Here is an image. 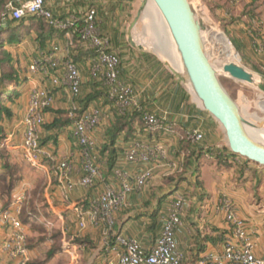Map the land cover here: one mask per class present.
Wrapping results in <instances>:
<instances>
[{
    "label": "crops",
    "instance_id": "crops-1",
    "mask_svg": "<svg viewBox=\"0 0 264 264\" xmlns=\"http://www.w3.org/2000/svg\"><path fill=\"white\" fill-rule=\"evenodd\" d=\"M201 1L226 24L245 66L264 77V55L258 48L264 36V0ZM99 2L100 0H46V6L56 19L67 22L79 19L86 9ZM30 23L31 19H28L23 27L14 24L8 28L5 23L0 28V39L7 36L6 39L16 37L19 40L1 45L0 59L10 55L11 63L8 65L11 68H17L16 64L23 60L27 61L26 85L30 89L19 98L29 96L35 87H51V78L32 74L30 65L41 53L48 51L52 45H57L61 49L60 56H70L79 67L83 80L82 93L77 100L80 109L98 107L103 112L102 122L92 134L98 142L93 156L101 171V178L95 187H77L66 196L64 186L67 181L59 175L55 164L68 161L71 165L69 180L73 182L79 181L84 171L81 148L73 137V99L64 85L54 89L55 104L45 113L44 124L48 123L51 127L42 128L41 143L44 149L53 154L55 161L44 160L42 166L36 168L48 174L49 186L54 182V193L48 197L47 204L60 224L61 241L55 251L51 250L50 245L55 241L52 238L54 235L51 231L47 233V258L50 257L52 263L63 261L66 264H107L117 259L113 252L117 235L137 239L146 251H150L160 236L168 207L181 195L186 196L187 207L182 216V225L177 230L176 240L178 250L184 257L183 264H203L208 254L223 252L224 243L232 237V232L226 223L224 212L218 210L222 199L230 200L235 212L246 221L257 244L256 256L264 258V167L230 153L221 126L194 102L185 79H173L171 76L160 79L159 74L152 87L146 89L144 84L139 83V75L136 73L132 83L136 85L135 91L142 107L158 117L167 115V124L164 129L153 134H146L143 124L139 123H135L130 135L127 131L122 132L117 144L119 153L113 168H110L108 155L102 153L101 146L105 142V130L116 120L119 111L109 99L108 89L104 84L100 85L91 77L90 52L84 46L78 48L74 39L70 46L68 31L62 30L50 35L46 46L41 48L38 32L29 28ZM101 25L106 26L102 21ZM3 42L0 40V43ZM226 43L232 44L228 40L223 45ZM4 64L3 61L2 66ZM196 128L201 129L205 135L201 143L187 138L188 132ZM44 138L47 139L45 142ZM134 139L142 140L152 147L162 146L165 157L155 161L154 179L128 197L126 207L115 216L112 231L107 232L105 224H93L90 203L97 200L105 186L119 188V183L113 178L114 169L128 173L132 181L137 177L140 167L125 160V152ZM216 152L218 155L214 157L213 153ZM195 169L198 170L205 194L203 200L199 197L195 184ZM82 221L85 223L83 229L80 228ZM7 235L8 230L0 229V237ZM29 257L31 260L34 258L31 248ZM0 264H8L6 255L0 256Z\"/></svg>",
    "mask_w": 264,
    "mask_h": 264
},
{
    "label": "built area",
    "instance_id": "built-area-1",
    "mask_svg": "<svg viewBox=\"0 0 264 264\" xmlns=\"http://www.w3.org/2000/svg\"><path fill=\"white\" fill-rule=\"evenodd\" d=\"M14 21H23L31 17L44 19L50 26L58 30L68 31V37L73 44L74 33L80 37L83 46L93 53L90 59V74L92 79L103 82L108 89L109 99L115 104L120 114L127 111H141L142 105L134 87L122 76L121 59L114 51L109 38L103 35L98 20V12L92 7L85 10L82 17L64 22L55 18L46 6V0H18L7 6V14ZM81 21L82 28H76V22ZM259 52L264 55V36L261 39ZM61 49L57 45L37 58L30 65V72L51 78V87H35L30 91L29 103L23 117L22 159L32 168L42 166L44 160L55 161L51 152L43 148L41 143L42 128L45 124V113L55 104L54 89L64 85L73 99L71 117L74 120L73 137L81 148L84 175L77 182L69 180L71 165L61 161L56 165L59 175L67 181L64 186L65 195L77 187L90 189L95 187L101 178V171L95 163L94 151L98 142L93 132L100 126L103 112L98 107L80 109L77 100L82 93L83 80L76 62L70 57H61ZM168 116L158 117L151 113L143 116L144 132L153 134L167 124ZM187 138L195 143H201L205 135L196 128L188 132ZM165 157L162 146L152 147L150 144L134 139L125 152V160L131 165L140 167V172L131 180L128 173L114 169L113 178L119 183V188L107 185L101 191L97 200L90 203L92 222L94 225L103 223L107 232H111L115 224V216L126 207L128 197L136 190L143 189L155 176V161ZM24 198L21 197L18 203ZM187 207L186 196H177L167 209L162 222L160 236L150 251L134 238L122 235L115 237L113 252L117 255L115 261L108 264H183L184 257L178 250L176 233L182 225V216ZM219 211L224 212L232 237L226 239L222 253L208 254L203 264H264V258L256 256L257 244L248 230L247 223L234 209L228 199L220 201ZM17 213L4 212L0 216L1 224L9 226L7 237H0V256L6 255L8 264H29V249L27 232ZM85 223H80L83 229Z\"/></svg>",
    "mask_w": 264,
    "mask_h": 264
},
{
    "label": "rangeland",
    "instance_id": "rangeland-1",
    "mask_svg": "<svg viewBox=\"0 0 264 264\" xmlns=\"http://www.w3.org/2000/svg\"><path fill=\"white\" fill-rule=\"evenodd\" d=\"M17 1L0 0V24L3 15L7 14V6ZM192 1L198 17L204 25L203 37L206 50L214 65L217 66L223 60L222 54H227L231 50L234 51L235 48L236 57L234 56L233 60L236 64L259 77L261 82L264 83L263 76L252 72L245 66L241 52L228 32L226 24L218 19L201 0ZM144 2H148L146 13L134 24ZM93 7L98 12L99 23L102 21L106 25H101L103 35L110 39L114 51L122 59L124 80L132 84L134 89L136 85L132 82L135 80L136 73L139 75V83L144 84L146 89L152 87L159 74H161L160 79L171 76L173 79L179 78L182 80L183 73L173 69H177L174 65L175 58L170 61L159 55L162 54L157 48V45L161 46L159 41L161 38L158 32L160 21L154 7L150 4V0H100ZM6 37L1 38V42ZM228 40L232 44L228 43L226 47H223V43L228 42ZM162 41V50L169 53L166 39H162ZM1 59L0 64L3 60ZM26 63V60L21 61L16 64L17 68L0 65V81L8 76H13L14 72L18 71L17 75L24 83L18 88L15 84L9 87L10 84L6 82L9 93L17 91L16 93L21 96L30 89L26 85V75L28 73ZM220 81L239 105L246 121L259 126L257 129L251 130L256 137L263 141L264 93L258 88L238 82L224 73H221ZM8 97V94L0 92V112L3 106L13 112L12 118L5 116L0 121V216L6 211L11 213L20 211L18 217L23 222L28 235V249L31 248L34 255L29 264H66L63 261L52 263L51 258H47L49 253L47 233L51 231L54 235L52 238L55 241L50 244L52 245L51 250L55 251L61 241L59 221L55 214L49 210L47 204L48 197L54 193V182L52 186H49L48 174L41 169L32 168L22 159L21 149L24 129L22 121L29 103V96L18 98L14 103L10 102ZM193 100L201 107L195 98ZM46 124L43 128L51 127L48 123ZM46 140L44 138V142ZM21 197L24 199L18 203ZM2 228L9 230L8 225L0 222V229ZM56 229L57 232H55Z\"/></svg>",
    "mask_w": 264,
    "mask_h": 264
},
{
    "label": "water",
    "instance_id": "water-1",
    "mask_svg": "<svg viewBox=\"0 0 264 264\" xmlns=\"http://www.w3.org/2000/svg\"><path fill=\"white\" fill-rule=\"evenodd\" d=\"M152 1L165 18L180 51L186 68V76L183 78L187 87L190 85L193 88L202 103L200 108L221 126L230 153L264 167V142L249 131L242 110L222 85L221 73L215 69L206 51L203 37L205 28L198 17L194 2ZM147 4L148 2L142 4L134 24L144 15ZM223 73L238 82L249 85L255 83L254 74L236 63L225 65ZM258 89L264 93V83H261Z\"/></svg>",
    "mask_w": 264,
    "mask_h": 264
},
{
    "label": "trees",
    "instance_id": "trees-1",
    "mask_svg": "<svg viewBox=\"0 0 264 264\" xmlns=\"http://www.w3.org/2000/svg\"><path fill=\"white\" fill-rule=\"evenodd\" d=\"M29 19H31V23L29 24V28H33L38 32L39 45L41 48H44L46 46L47 40H49L50 35L54 34V32L58 31V29H56L53 26H50L42 18L31 17ZM26 20H28V19H25L23 21H14L9 16H6V14H4L2 17L1 24H0V28H1V25L5 24V23L8 24V28H11L14 24H17V25L23 27L25 25ZM75 26L78 30V29H81L83 25H82L81 21L79 20L78 22H76ZM79 39H80L79 35L77 33H74V41L77 43L78 48H81V47H83V44L80 42ZM7 42L16 43V42H19V40L16 39V37H10L9 39H6L3 43H0V46L3 44H6ZM87 51H89V50H87ZM89 52H90V59H91L93 57V53L91 51H89ZM120 59H121V57H120ZM3 61L5 63L4 65H8L9 63H11L10 55L7 54L5 56V59H3ZM0 65H2V63ZM121 65H122V59H121ZM121 68L123 69V65L121 66ZM17 74L18 73L15 71L13 76L12 75L8 76V77L4 78L2 81H0V92H2L3 94H8L9 95L8 100L12 103L17 101V99L20 97V94L16 93L17 91L14 93H9L10 91H8V88H7L8 84L6 82H8L10 84L9 87L12 84H15L18 86V88H20L24 83L22 82L20 76ZM94 81H97L98 83H100V85H103V82H101L99 80H94ZM88 101H90L89 98H88ZM87 105H88V103H86V106ZM86 108H82V110H85ZM145 113H149V112L146 111L143 107H142L141 111H127L124 114L119 113L118 117L112 123V125L108 129L105 130V134H104V141L105 142L101 146V150H102L103 154L106 153L108 155L107 160H108V164H109L110 168H113L115 160L117 159V155L119 153V149H118L117 144H118V140H119L122 132L127 131L128 135H130L135 123L143 124V116ZM5 116L7 118H12L13 112L10 109L3 106L1 108V112H0V121H2L5 118ZM143 127H144V125H143ZM217 155H218V152L213 153L214 157H216ZM194 177L196 179L195 184L198 187L197 189L199 191L198 195L203 200V197H205V194H204L203 188H202L200 181H199L197 169H195V171H194ZM179 180L181 181V178H179ZM27 244H28V237H27Z\"/></svg>",
    "mask_w": 264,
    "mask_h": 264
},
{
    "label": "bare ground",
    "instance_id": "bare-ground-1",
    "mask_svg": "<svg viewBox=\"0 0 264 264\" xmlns=\"http://www.w3.org/2000/svg\"><path fill=\"white\" fill-rule=\"evenodd\" d=\"M150 4L154 7L155 11H156V14L159 18V21H160V30L158 31L159 32V37L161 38L159 41H160V45H157L158 49L162 52V54L160 53V57H162L163 59H169L170 61L173 60L174 58V65L177 69L173 68L175 71H178V72H182L183 73V76H186V68H185V65H184V62H183V59L181 57V54H180V51L178 50V47L176 45V42L172 36V33H171V30L165 20V18L163 17V15L161 14V12L159 11V9L157 8V6L155 5V3L150 0ZM146 13V11H145ZM144 13V14H145ZM151 18V17H150ZM162 39H166L167 41V46H168V49H169V53H166L164 50H162ZM228 45V43H226L225 45H222L223 47H226ZM207 51V50H206ZM208 53V52H207ZM235 56V51L231 50L229 53L227 54H222V57H223V60L217 65L215 66L214 63L212 62V64L214 65L215 69L219 72V73H223V67L227 64H230V63H236L234 60H233V57ZM211 60V59H210ZM212 61V60H211ZM254 79H255V83L252 85L256 88H258V86L262 83L260 78L257 77V76H254ZM188 88L193 96V98H195V100L199 103V105L202 107V103L198 100L193 88L188 85ZM246 125L248 126V129L249 131L253 134L252 130L251 129H257L259 126H257L256 124H251L250 126L248 125V123H246ZM260 134V133H259ZM254 135V134H253ZM255 136V135H254ZM263 136V135H262ZM256 137V136H255ZM261 137V136H260ZM264 137V136H263ZM257 139H259L257 137ZM260 140V139H259ZM262 141V140H261ZM264 142V140L262 141Z\"/></svg>",
    "mask_w": 264,
    "mask_h": 264
}]
</instances>
